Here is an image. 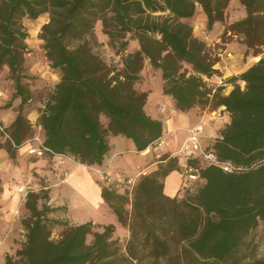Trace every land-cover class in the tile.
Instances as JSON below:
<instances>
[{
    "label": "trees",
    "instance_id": "16d2710c",
    "mask_svg": "<svg viewBox=\"0 0 264 264\" xmlns=\"http://www.w3.org/2000/svg\"><path fill=\"white\" fill-rule=\"evenodd\" d=\"M239 1L247 15L226 31L240 37L247 57L261 58L230 78L234 88L225 94L224 85L209 82L218 73L219 57L195 36L188 19L200 7L210 29L225 21L231 0H0V73L8 68L15 84L13 99H20L18 114L7 126L16 144L33 137L22 109L32 96L24 82L29 77V33L23 19L48 13L41 39L60 81L38 124L54 153L84 165H102L112 136L131 139L139 152L161 138L163 122L145 109L149 91L136 87L148 62L161 71L163 93L172 97L177 110L225 107L231 122L207 148L244 168L226 172L192 159L189 164L200 167L202 182L196 191L170 197L164 181L180 170V162L164 154L155 170L139 178L130 196L114 185H102L104 201L130 230L124 249L114 224L54 218L56 208L47 194L40 206L43 196L32 191L25 202L28 217L22 219L25 240L16 255L5 256V264H264L249 240L264 219V0ZM98 22L115 53L123 54L120 64L107 63L95 51ZM131 40L138 47L126 53ZM2 147L13 159L20 150L8 141L5 146L0 142ZM56 228L58 238L53 237Z\"/></svg>",
    "mask_w": 264,
    "mask_h": 264
},
{
    "label": "crops",
    "instance_id": "0c3cea01",
    "mask_svg": "<svg viewBox=\"0 0 264 264\" xmlns=\"http://www.w3.org/2000/svg\"><path fill=\"white\" fill-rule=\"evenodd\" d=\"M229 10L230 12H227L225 21L215 22L210 29L207 27V16L202 8H198L195 16L188 19L194 27L195 36L206 42L208 46L221 43L217 47L219 61L215 65L218 73L213 75L209 82H211V85H224L225 94H228L234 88L233 83L229 82V79L241 74L261 58V55L247 57L245 54L247 47L242 42L235 40L222 41L226 24L241 20L247 15L239 0H231ZM246 57L250 60H245ZM151 67L149 64L148 68ZM155 71L157 76H161V71ZM59 81L60 76L57 75L55 83ZM238 83L241 87H245L244 81L239 80ZM163 102L168 103L177 110L172 97L163 93L162 86L156 91L149 90L145 109L153 118L163 122L164 131L161 138L164 140L168 139L165 147L161 148L166 149L161 150L164 152L170 151L174 153L175 150L180 148L189 134L188 130L197 124H202V140L206 146H209L216 138L221 136L222 130L231 122L230 113L226 111L224 106L216 110L195 107L186 112L176 111L175 114L167 118L164 113L165 109H159V103ZM9 109L0 108V120L5 121L6 125L12 123L16 117L14 112L12 113ZM32 117L31 122L37 115ZM41 136L45 139L43 129H41ZM149 149H151L150 154L148 152ZM3 150V148L0 149V156L3 155ZM153 150L154 148L149 146L145 151H142L145 156L133 154L139 153L134 142L125 136L117 135L111 137V150L107 153L102 165H84L77 162L74 158L61 154L56 156L47 155L38 159L27 156L22 149L19 150L17 158L27 164L26 175L29 181L32 182V185L31 183L27 184L28 189H32L31 191L46 190L49 195L48 203L56 207L66 206L68 208L66 216L73 224H81L88 221L101 225L114 224L116 227L115 237L122 239L121 233H123L122 237L128 239L130 230L128 226L118 220L113 210L104 201L100 180L108 179L112 182L126 180L129 178V174L137 171L136 165L138 161L147 163L149 171L155 170L158 166V160H152L154 156ZM138 157H140L139 160ZM184 165L185 163L181 162L180 170L171 172L165 178L164 190L170 197L184 196L183 183L188 180L185 176ZM2 181H4L3 178ZM197 182H202L201 177L189 182L192 185L191 191H196L195 188H198L197 186L199 185H197ZM25 197V195L24 197L18 196L15 191H10L9 189L0 194L1 209L5 211L6 217L11 222L4 234H1L0 231V264H5L3 256L8 253L12 254L11 252L16 251L20 247V243H16L11 238L14 234L10 230L11 228L14 229L15 224L20 223L18 218H20L22 210L25 209ZM16 220L17 222H15Z\"/></svg>",
    "mask_w": 264,
    "mask_h": 264
},
{
    "label": "rangeland",
    "instance_id": "374dc122",
    "mask_svg": "<svg viewBox=\"0 0 264 264\" xmlns=\"http://www.w3.org/2000/svg\"><path fill=\"white\" fill-rule=\"evenodd\" d=\"M200 8V7H199ZM230 5L226 9V14L227 12H230L229 10ZM235 10V8H233ZM237 9V8H236ZM225 14V15H226ZM227 17V15H226ZM50 21V16L48 13H44L41 16H39L37 19H31L28 17H25L23 19V24L26 27L29 37L27 39V44L29 47V52L26 55L27 59V66L28 69L26 70L28 74V78L24 79V82L29 86L30 90L32 91V96L31 100H29L23 107V113L24 115L28 118V120L31 122L32 116L37 115L35 119H33L32 124V129H33V136L34 135H41V129L42 127L38 124V118L41 112V109L43 108L45 101L47 100L49 94L54 90L55 86L57 83L55 81L57 80V75L59 73L52 69L50 67L49 61L45 56V51L43 49V43L44 41L41 39V33H42V28L45 24H47ZM189 22V21H188ZM190 23V22H189ZM231 24V23H230ZM230 24H226V28L230 26ZM96 37L97 41L95 44V51L109 64H120L121 63V58L123 54H116L114 49L110 46L108 43V37L104 36L102 32V25L101 22H98L96 25ZM239 41L240 42V37L236 34H233L230 30L225 29L224 34L222 35V41ZM221 43H218L216 45H212L211 48L213 52L217 55L218 54V45ZM138 47V42L136 40H131L129 41V46L128 49L125 51H132ZM218 56V55H217ZM245 60L249 61L247 57ZM149 63H146L145 68L143 69V75L141 80L138 82L136 87L139 90H146V91H151V90H159L160 86L163 85L162 82V77L160 75L157 76L156 71L151 67L148 68ZM14 81L9 78V71L8 68H5L3 71L0 73V91L2 92V96L0 97V108L4 109L7 108L6 105L8 103H12L9 111L12 113L14 112L15 116L18 114V111L20 109V99H13V94H14ZM165 109V115L166 117H171L173 114V106H170L168 103L163 102L159 103V109ZM177 112H180L176 110ZM4 124L5 121H4ZM9 126V125H7ZM189 131V130H188ZM43 132V131H42ZM168 139L166 138L165 144L162 147H159L158 142L153 143L151 146L154 148L153 154L154 156L152 157V160H159L164 154H171L172 156H175V153L177 150H175L174 153L169 152H164L161 150H166V149H161L164 148L165 145L167 144ZM2 145L5 146L6 142H2ZM4 150L2 152L3 155L0 156V194H3L5 191L8 189L10 191H15V193L18 194V196H26L25 198L27 199V195L32 192V189H27L28 188V183L32 182L29 181L28 176L26 175L27 171V164L25 162H22L19 160L18 153L15 159H13L10 156V153L5 149V147H2ZM159 148V149H158ZM1 149V148H0ZM149 149V154H150ZM141 156H145L143 152H137L133 153ZM68 157L73 158L72 156L67 155ZM140 157H138L139 160ZM137 160V161H138ZM148 164L143 162V161H138V164L136 165L137 171L134 173L129 174V178H134L136 181L134 184H126L123 182V180H117V181H110L108 179H101L100 183L102 185H114L115 188L122 193H128L130 196V193L133 190V187L137 183L140 177L143 175L149 174L151 171L148 170L147 168ZM143 172H146L145 174ZM4 181H2V178ZM25 184V185H24ZM199 183L197 182V185ZM21 186H26V189L28 191V194H24L23 192H19V187ZM192 186V185H191ZM190 186V187H191ZM198 187V186H197ZM197 190V188H195ZM121 190V191H120ZM184 195L187 192V190H191L183 188ZM193 191V190H192ZM195 191V190H194ZM36 193H39L43 198H41L38 202L39 205L41 206L43 202H45V195L49 197L48 193L46 190H39V191H33ZM50 205V204H49ZM53 208H56L55 211L51 213V216L54 218L58 219H63L67 220L70 223L71 220L66 216L68 212V208L66 206L62 207H56L51 205ZM130 208V206H129ZM28 217V212L26 209L22 210L20 213V218H18V224H15L14 229L11 228V232H13L14 236L11 237L15 240L16 243H22L25 240V231L22 226V219ZM13 221V220H12ZM14 222V221H13ZM12 222V224H13ZM17 222V220L15 221ZM10 223V224H8ZM98 224V223H97ZM11 225L10 220L6 217L5 211L1 209L0 206V231L1 234H4L8 228V226ZM96 231L101 230L100 228H96ZM60 234V228H56L53 232V237L58 238ZM123 236V233H121ZM120 239V245L124 249L126 246V243L128 239L125 237H122ZM130 237V236H129ZM93 240V236L89 235L88 236V242H91ZM249 240H252L253 244H255V249H254V254L258 258H264V219L260 222V225L251 233ZM1 244V242H0ZM12 255H16V251L11 252ZM10 254V253H8ZM5 258V256H3Z\"/></svg>",
    "mask_w": 264,
    "mask_h": 264
},
{
    "label": "built area",
    "instance_id": "2783aa9c",
    "mask_svg": "<svg viewBox=\"0 0 264 264\" xmlns=\"http://www.w3.org/2000/svg\"><path fill=\"white\" fill-rule=\"evenodd\" d=\"M0 91V97L2 96ZM163 110V107H162ZM173 113L176 110L173 108ZM203 126L202 124H197L189 129V134L186 140L182 143L181 147L175 153V156L179 158V162L185 163V176L187 181H184L183 188L189 189L190 181H195L200 177V167L193 166L189 164V161L192 159H198L201 165H216L222 168L226 172H241L244 170L242 166L233 164L230 161L221 160L217 155L210 149H208L203 143ZM10 142L12 146L16 149H24V154L34 158H44L47 155L56 156L60 154L54 153L50 148L45 145L44 138L41 135H34L32 138L24 141L22 144H16L7 130V125L0 120V142ZM155 142H158L159 147H162L165 144L163 138H159ZM154 142V143H155ZM142 152V151H141ZM63 155V154H61ZM68 157L67 155H64ZM62 163V161H61ZM144 174L146 172H143ZM134 178H128L123 180L126 184H134ZM28 189V188H27ZM26 186L19 187V192L27 194Z\"/></svg>",
    "mask_w": 264,
    "mask_h": 264
}]
</instances>
